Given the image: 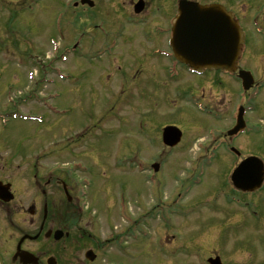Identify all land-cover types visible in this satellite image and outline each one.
Returning <instances> with one entry per match:
<instances>
[{"label":"rangeland","instance_id":"1","mask_svg":"<svg viewBox=\"0 0 264 264\" xmlns=\"http://www.w3.org/2000/svg\"><path fill=\"white\" fill-rule=\"evenodd\" d=\"M8 1L0 0V117H42L44 122L11 120L6 128L0 127V145L12 146L24 154L37 150L40 154L33 159L37 157L50 167L57 162L79 167L76 174L70 175L80 184L85 183L81 189L88 195L87 209L99 213L126 211L128 222L117 213L114 224L129 229L139 225V238L131 241L142 243L141 261L145 264H206V258L218 254L225 264H264V187L258 193L262 197L256 198L262 211L258 216L250 212L256 210L250 198L245 196L250 209L243 204L237 206L219 197L215 185L209 184L215 170V181L220 184L218 171L234 160H224V149L216 154L214 167L180 200L184 186L193 178L187 162L189 148L197 151L200 137L208 141L207 131L217 133L227 126L216 117L202 116L205 112L187 103V97L174 98L175 89L185 92L197 80L183 70L179 78L165 85L172 88V93L165 94L168 89L158 93L162 80L151 78L163 76L167 80L164 66L169 61L163 59L160 63L153 56L151 60V52L165 42L142 36V26L124 21L131 11L122 4L126 0H98L95 11L74 8L80 0H39L32 10ZM253 6L260 7L255 3ZM160 26L169 29L165 22ZM78 40L79 52L66 64L53 66L46 59L53 57V48L60 57L65 53L63 49H72ZM113 40L117 48L98 57L96 53ZM251 49L255 50L256 45ZM14 50H18V58ZM29 50V56H39L37 60L26 57ZM40 58L47 70L68 75L69 82H62L55 74L42 81L41 66H36ZM246 63L255 73L252 78L260 79L257 64L251 59ZM137 68L145 73L136 75V84L127 85ZM29 74L35 77L32 82ZM125 75L129 79H123ZM211 87L207 96L219 100L222 95L214 94ZM234 99H239V92ZM226 102L230 105L229 99ZM255 104L264 113V100L260 98ZM233 105L226 114L231 113ZM187 118L192 126L184 122ZM92 120L94 139L85 146L84 142L67 141L81 128L91 130L86 127ZM166 124L185 128V148L167 158L166 173L157 175L155 184L153 178L149 180L153 174H140L136 167L145 168L166 152L157 137ZM246 139L249 143H241L240 148L264 160V132ZM24 154H18L19 163L27 157ZM96 219L99 226H107L104 212L100 220ZM167 234L172 235L171 246L164 245Z\"/></svg>","mask_w":264,"mask_h":264},{"label":"flooded vegetation","instance_id":"2","mask_svg":"<svg viewBox=\"0 0 264 264\" xmlns=\"http://www.w3.org/2000/svg\"><path fill=\"white\" fill-rule=\"evenodd\" d=\"M29 1L17 0L14 4L27 6ZM181 1L126 0L122 2L131 10L125 21H129L135 27L142 26V36L165 42L162 48L167 47V49L165 48L166 55L169 58L164 59L169 61V65L164 66L167 80L163 76L151 78L154 81L157 78L162 80L161 84L157 86V91L161 94L163 89H168L167 93L164 92L165 94L173 91L172 88L165 86L171 81L168 70H183L185 75L191 73L188 67L174 61L173 50L169 46ZM187 1L201 6L225 7L233 15L246 37L237 72L205 70L201 76L191 73L190 75L197 80L185 92L181 93L177 89L173 91L176 96L174 98L179 95H181V99L187 97L186 102H191L192 106L194 101L198 102V105L206 112L202 116L220 117V120L227 126V129L220 131L218 137L213 141L211 139H208L207 142L204 141L202 148L198 151L189 148L190 153L187 161L193 174L200 168L209 172L215 165L216 154L224 149L226 153L224 160L231 157L234 160L226 164L225 169L222 167L223 170L221 168L218 171L217 179L221 181L220 184H217L214 177L217 170L214 171V176L209 184L215 185L213 189L219 192L218 196L233 200L242 195V192L235 187L236 183H241V178L236 177L233 181L235 170L248 157L257 156L262 159L259 155L244 152L240 148V144L243 142L245 144L248 141L246 138H249L250 135H260L264 132V113L259 112L260 108L255 104L260 98L264 100V65L261 64H264V50H260V46L264 47V0L255 2H253L254 0ZM139 3L142 5V10L136 14L134 7ZM254 3L260 7L255 8ZM96 6L95 10L98 8ZM164 22L168 24L169 29H163V31L160 25ZM255 45L256 49H251ZM160 52V47L153 49L151 60L156 57V61L161 63L162 58L156 55ZM248 59L257 64L260 79L254 77L251 87L245 90L242 88L243 83L239 73L246 71L255 75L252 67L246 63ZM174 62L177 65H173ZM149 70L152 74L150 67ZM136 72L142 73V75L145 73L141 68L136 69ZM144 82L146 81L144 80ZM226 82H228L227 85ZM210 85H212L211 90L214 94L222 95L217 96L219 100L215 96L213 98L207 96L206 92ZM199 90L202 92L201 95H199ZM236 92H239L237 101L234 99ZM226 99L230 100V105ZM233 103L231 113L226 114L229 106ZM240 112L244 115L245 130L238 136H230L228 133L235 127L239 114L242 115ZM187 117L195 116L187 114ZM229 118L230 122L227 121ZM184 122L187 125H192L191 119L187 118ZM166 126L179 128L185 137L183 126L177 124ZM87 134L72 136L73 142L84 141V145L89 143L94 139V136L92 131H89L88 136ZM159 136L161 137V131ZM206 137L208 136L206 135ZM202 139L203 137L200 140ZM181 144L168 153L174 154L178 150H183L185 147L183 148ZM215 147L216 150H214ZM18 154L24 153H17L12 146L0 145V264H145L141 261L144 253L142 243L124 241L125 237H130V229L114 224L116 216L113 211L101 212L106 214L107 222V226L103 225L102 227L98 225L96 219L97 217L100 220V215L82 209L77 181L68 177L65 169L57 170L55 165L60 162L54 163L50 167L44 162L35 161L32 157L35 153L31 151V153L24 154L27 157L19 163L17 161ZM159 163H163L162 157L159 159ZM62 164L65 165V163ZM245 195L253 198L258 197L256 193ZM168 239L173 240L167 234L165 246H171L174 243Z\"/></svg>","mask_w":264,"mask_h":264},{"label":"water","instance_id":"3","mask_svg":"<svg viewBox=\"0 0 264 264\" xmlns=\"http://www.w3.org/2000/svg\"><path fill=\"white\" fill-rule=\"evenodd\" d=\"M180 9L181 16L172 43L177 59L196 70L208 68L233 71L239 60L243 36L231 16L220 7L182 6ZM243 78L246 81L245 76ZM241 127L238 126L231 134L239 132ZM176 131L174 128L165 130L164 142L168 146L179 143L180 134ZM248 166L255 170L254 174L249 176L254 182L247 186L243 184L239 186L244 190H257L264 179L263 164L260 160L252 158L241 166V171ZM210 264H220V261L218 259L210 261Z\"/></svg>","mask_w":264,"mask_h":264}]
</instances>
